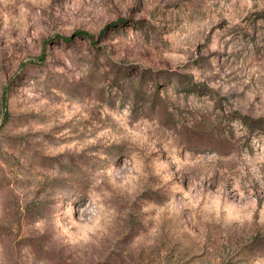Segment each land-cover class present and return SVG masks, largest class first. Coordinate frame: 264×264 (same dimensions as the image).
<instances>
[{
    "label": "rangeland",
    "instance_id": "1",
    "mask_svg": "<svg viewBox=\"0 0 264 264\" xmlns=\"http://www.w3.org/2000/svg\"><path fill=\"white\" fill-rule=\"evenodd\" d=\"M0 264H264V0H0Z\"/></svg>",
    "mask_w": 264,
    "mask_h": 264
},
{
    "label": "trees",
    "instance_id": "2",
    "mask_svg": "<svg viewBox=\"0 0 264 264\" xmlns=\"http://www.w3.org/2000/svg\"><path fill=\"white\" fill-rule=\"evenodd\" d=\"M83 34H85V33H83ZM86 36H88L87 34H85ZM89 37V36H88ZM66 39V41H68V40H70L71 38L70 37H66L65 38Z\"/></svg>",
    "mask_w": 264,
    "mask_h": 264
}]
</instances>
